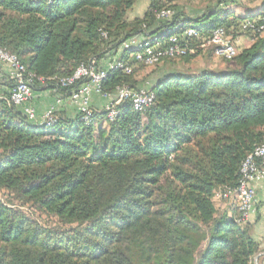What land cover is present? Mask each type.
Returning <instances> with one entry per match:
<instances>
[{
    "label": "trees",
    "instance_id": "obj_1",
    "mask_svg": "<svg viewBox=\"0 0 264 264\" xmlns=\"http://www.w3.org/2000/svg\"><path fill=\"white\" fill-rule=\"evenodd\" d=\"M138 0H0V43L43 77L33 91L71 97L69 86L92 60L113 69L102 93L141 89L125 44L138 37L165 49L173 35L195 28L190 61L213 31L253 43L214 71L170 69L155 77L154 102L137 111L130 100L94 110L90 121L55 112L52 126L35 125L8 100L13 79L0 77V264H255L259 243L246 223L221 212L215 196L240 183L244 159L264 143V31L244 32L246 20L218 6L191 16L174 0H151L129 18ZM222 1H218V5ZM164 10L172 11L162 18ZM143 66V65H137Z\"/></svg>",
    "mask_w": 264,
    "mask_h": 264
},
{
    "label": "built area",
    "instance_id": "obj_2",
    "mask_svg": "<svg viewBox=\"0 0 264 264\" xmlns=\"http://www.w3.org/2000/svg\"><path fill=\"white\" fill-rule=\"evenodd\" d=\"M171 15L172 11L164 10L159 14V17L166 18ZM261 21V23H257V21L246 20L242 23V29L244 32H263L264 15L261 17ZM198 36L199 33L195 28H188L180 36H171L169 39V46L165 49L161 48L160 43L156 45L152 44L151 40L140 43L138 40L133 39L127 42L125 46L137 45L140 47L132 55L133 61L137 65L154 66L157 65L163 57L178 58L185 55L190 50L189 39ZM202 46L213 47L217 55L226 59H232L238 53V47L233 37L229 35L224 28L214 30L210 38ZM0 62L9 67V76L14 82V86L10 90V98L8 101L22 107L28 119L32 121L36 117L35 109L29 105V101L33 97V85L36 82L45 84L46 80L41 76L27 73L25 64L22 63L16 55L6 51L1 43ZM117 68H123L126 73H131L134 67L130 65V63H125L123 60H116L110 62L107 68H102L97 66L96 62L92 60L88 64L80 65L73 76L58 79V83L62 86H69L77 80L86 79V82L79 90L74 91L71 95L72 100L79 103V111L84 114V120L90 121L94 116V110L90 105L92 93L100 94L106 98L112 97V95L102 93V84L108 77L109 72ZM154 99L155 95L150 90H136L123 86L118 88L116 98L111 99L105 108L109 111L108 117L113 119L118 114L117 105L123 101L130 100L134 109L140 111L150 106L154 102ZM55 112V107L48 109L43 116L42 125H54L57 122ZM240 175V183L236 189H228L223 193L219 192L218 195L220 198L235 197L237 208L240 213L238 222L243 224L247 222L250 212L254 208L256 195L254 183L264 176V143L257 145L254 151L244 159L240 168ZM255 264H257L256 261Z\"/></svg>",
    "mask_w": 264,
    "mask_h": 264
},
{
    "label": "crops",
    "instance_id": "obj_3",
    "mask_svg": "<svg viewBox=\"0 0 264 264\" xmlns=\"http://www.w3.org/2000/svg\"><path fill=\"white\" fill-rule=\"evenodd\" d=\"M150 1L151 0H138L129 12V18L142 17ZM180 1H184V3L180 4ZM218 1L219 0H174V2L182 7L189 15L194 17L216 6H218V9L228 10L237 16H258L264 8V0H221L222 3L219 5ZM136 9L137 11H135ZM140 39L143 38L138 37V40ZM234 41L238 49L249 47L253 43L252 37L246 33L237 35ZM169 70L170 69L167 68L166 71ZM9 72V67L0 62V77H2L3 74L9 75ZM159 74L160 73H158V75ZM111 98L92 93L90 105L96 110H102ZM29 105L35 109L36 117L32 120V123L35 125H42L45 112L53 105L56 106V112H59L65 117H75L78 113V103L73 101L71 97H61L52 90L34 91ZM254 186L256 190L254 208L250 212L246 225L249 228L251 236L259 243L260 247L258 254L254 257V262L256 261L257 264H264V176L258 179L254 183ZM218 194L219 192L215 196V202L218 200L220 204L216 207L221 212L227 211L229 214H233V206H231V199L233 197L220 198Z\"/></svg>",
    "mask_w": 264,
    "mask_h": 264
},
{
    "label": "rangeland",
    "instance_id": "obj_4",
    "mask_svg": "<svg viewBox=\"0 0 264 264\" xmlns=\"http://www.w3.org/2000/svg\"><path fill=\"white\" fill-rule=\"evenodd\" d=\"M183 3L184 1H180V4H183ZM135 11H137V9ZM227 66H228L227 61L223 57L217 55L213 47L204 46L201 53L195 58L191 59L190 61H187L185 59H174V60H170L167 62H161L160 64H157L154 66H137L136 65L135 70H134V78L140 83L141 89L149 90L155 77L158 76V73L162 75V71L165 73L167 68L178 70L181 72H186V73L187 72L194 73V72H199L204 69L218 71V70L226 68ZM111 99L108 100L107 104L111 101ZM51 107L56 108L55 105ZM79 108L80 106L78 103V110ZM0 197H2L4 201H6L5 200L6 197L4 193L1 192ZM215 204L216 206L217 205L219 206L220 202L216 200ZM231 206H233V210L237 209L236 208L237 201L235 197L231 199Z\"/></svg>",
    "mask_w": 264,
    "mask_h": 264
}]
</instances>
